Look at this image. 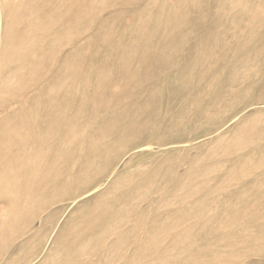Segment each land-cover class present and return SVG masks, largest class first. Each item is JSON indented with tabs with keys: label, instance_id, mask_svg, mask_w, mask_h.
Wrapping results in <instances>:
<instances>
[{
	"label": "rangeland",
	"instance_id": "1",
	"mask_svg": "<svg viewBox=\"0 0 264 264\" xmlns=\"http://www.w3.org/2000/svg\"><path fill=\"white\" fill-rule=\"evenodd\" d=\"M0 264H264V0H0Z\"/></svg>",
	"mask_w": 264,
	"mask_h": 264
},
{
	"label": "bare ground",
	"instance_id": "2",
	"mask_svg": "<svg viewBox=\"0 0 264 264\" xmlns=\"http://www.w3.org/2000/svg\"><path fill=\"white\" fill-rule=\"evenodd\" d=\"M47 6V5H46ZM37 19V18H36ZM37 24H39L38 22H37ZM26 33V32H25ZM203 54V53H202ZM59 79V78H58ZM101 81V80H100ZM60 109V108H59ZM56 125V124H55ZM60 125V124H59ZM53 126V125H52ZM50 131V130H49ZM55 139V138H54ZM38 143V142H37ZM228 151V150H227ZM240 177V176H239ZM3 180V179H2ZM197 210V209H196ZM159 239V238H158ZM157 242V241H156ZM155 242V243H156ZM159 250H160V248H159ZM170 253V252H169ZM152 258V257H151ZM162 258V257H161ZM154 261V260H153ZM153 261H151V262H153ZM158 261V260H157ZM207 262V261H206ZM209 262V261H208Z\"/></svg>",
	"mask_w": 264,
	"mask_h": 264
}]
</instances>
